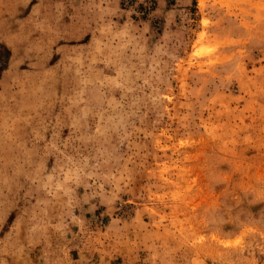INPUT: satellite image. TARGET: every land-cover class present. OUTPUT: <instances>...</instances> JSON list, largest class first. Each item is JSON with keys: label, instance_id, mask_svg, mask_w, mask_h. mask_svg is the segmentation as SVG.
Instances as JSON below:
<instances>
[{"label": "rangeland", "instance_id": "1", "mask_svg": "<svg viewBox=\"0 0 264 264\" xmlns=\"http://www.w3.org/2000/svg\"><path fill=\"white\" fill-rule=\"evenodd\" d=\"M0 264H264V0H0Z\"/></svg>", "mask_w": 264, "mask_h": 264}]
</instances>
